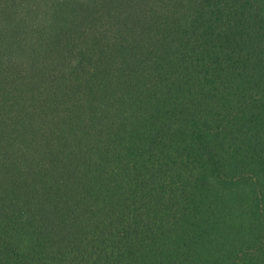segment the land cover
I'll list each match as a JSON object with an SVG mask.
<instances>
[{"label": "trees", "instance_id": "obj_1", "mask_svg": "<svg viewBox=\"0 0 264 264\" xmlns=\"http://www.w3.org/2000/svg\"><path fill=\"white\" fill-rule=\"evenodd\" d=\"M0 264H264V0H0Z\"/></svg>", "mask_w": 264, "mask_h": 264}]
</instances>
